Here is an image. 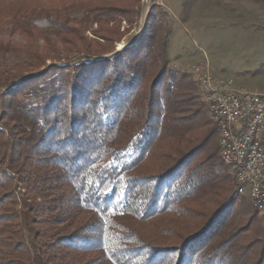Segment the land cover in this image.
<instances>
[{"label":"trees","instance_id":"16d2710c","mask_svg":"<svg viewBox=\"0 0 264 264\" xmlns=\"http://www.w3.org/2000/svg\"><path fill=\"white\" fill-rule=\"evenodd\" d=\"M72 2L0 0V22L31 40L3 116L17 158L39 154L50 175L33 180L49 189L38 197L45 205L18 211L0 162V264H78L87 253L96 255L87 264H264V227L210 145L189 74L167 70L169 36H156L152 8L135 45L114 52L82 42L93 24L112 41L102 26L120 7L81 2L62 14ZM71 44L85 61L45 56Z\"/></svg>","mask_w":264,"mask_h":264},{"label":"rangeland","instance_id":"374dc122","mask_svg":"<svg viewBox=\"0 0 264 264\" xmlns=\"http://www.w3.org/2000/svg\"><path fill=\"white\" fill-rule=\"evenodd\" d=\"M97 2L90 6L114 5L120 7V15L116 17L113 24L102 26L110 30L112 35L109 42L96 38L93 32L99 31L97 24L91 25L86 30L83 47L93 49L96 46L111 48L118 52V48L125 49L135 45V42L142 34L146 23V15L151 12V21L157 25V37L167 38L168 71L184 73L185 64L208 63L211 74L224 81H232L234 87L251 93L264 91V2L252 0H73L70 10H63L66 16L76 14L80 4ZM82 2V3H81ZM53 40V39H52ZM29 38L23 37L19 32L11 29L8 23L0 22V162L9 179L13 180L12 191L16 195L17 209L23 210L22 204L35 203L42 207L43 202L38 198L45 193L50 197L49 192H42L36 181L40 177L47 179V169H41L44 164L40 163L41 156L34 155L32 160L23 155L19 159L13 147L17 144L15 132L11 131L12 124L4 118L3 112L7 109L10 92L20 81L17 74L28 70L26 65L31 55L28 45ZM33 46L43 47L42 40L34 39ZM78 48H83L76 41ZM74 44L65 47L58 45L55 50L57 54L50 51L45 56L59 57L60 63L85 61L87 53L79 52ZM28 50V51H27ZM113 54V53H112ZM109 54V55H112ZM106 55L104 57H107ZM98 58H92V60ZM206 59V60H205ZM51 60H46L45 65L49 66ZM55 63V64H57ZM44 69V68H43ZM41 69L39 73L43 71ZM187 74V73H186ZM193 83V95L198 96V90ZM207 116V107L205 106ZM208 117V116H207ZM209 120V117H208ZM211 125L209 129H211ZM212 130V129H211ZM210 130V131H211ZM210 145L216 147L215 154H219L217 138L213 134L210 138ZM18 159V160H17ZM29 180L27 184L29 192L20 180ZM36 186L35 192H30V187ZM50 185H47L46 189ZM6 189H10L7 186ZM40 191V193H38ZM244 203L250 201L246 198H239ZM48 202V199H46ZM251 205V204H250ZM259 225L264 227L263 220L254 212ZM78 264H87L96 256L95 254H80Z\"/></svg>","mask_w":264,"mask_h":264},{"label":"built area","instance_id":"2783aa9c","mask_svg":"<svg viewBox=\"0 0 264 264\" xmlns=\"http://www.w3.org/2000/svg\"><path fill=\"white\" fill-rule=\"evenodd\" d=\"M183 68L205 102L234 193L248 199L264 223V91H242L231 80L216 78L207 61Z\"/></svg>","mask_w":264,"mask_h":264},{"label":"bare ground","instance_id":"6f19581e","mask_svg":"<svg viewBox=\"0 0 264 264\" xmlns=\"http://www.w3.org/2000/svg\"><path fill=\"white\" fill-rule=\"evenodd\" d=\"M121 48H118V50H120Z\"/></svg>","mask_w":264,"mask_h":264}]
</instances>
